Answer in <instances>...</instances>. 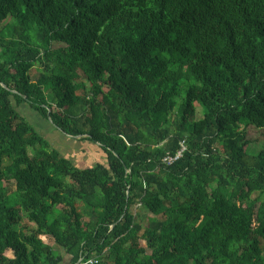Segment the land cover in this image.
I'll return each mask as SVG.
<instances>
[{
    "label": "trees",
    "instance_id": "1",
    "mask_svg": "<svg viewBox=\"0 0 264 264\" xmlns=\"http://www.w3.org/2000/svg\"><path fill=\"white\" fill-rule=\"evenodd\" d=\"M0 24V264H264V0H0Z\"/></svg>",
    "mask_w": 264,
    "mask_h": 264
},
{
    "label": "rangeland",
    "instance_id": "2",
    "mask_svg": "<svg viewBox=\"0 0 264 264\" xmlns=\"http://www.w3.org/2000/svg\"><path fill=\"white\" fill-rule=\"evenodd\" d=\"M3 25L4 24H0V29ZM33 72L35 71L33 70ZM13 104L15 103L13 102ZM15 109L25 119V121L49 143L50 147L54 148L65 158H67L75 168L83 169L92 167L96 164L105 163L106 157L99 149V146L89 142L81 141L80 139L69 138L62 135L49 123L41 119L38 114L23 104L17 106ZM196 117H200L199 112H197ZM258 133L249 130L247 137L248 139H252L254 141L261 139L264 132L262 131L259 134ZM2 188L3 191H6V194L9 197L10 205L15 206L17 203V198L14 196L16 188L15 184L13 182H2ZM133 212L135 213L138 211L134 209ZM149 217L150 216H147V218ZM44 242L48 244L46 240H44ZM141 245L144 246V242H141ZM5 255L7 257H11V253L9 251L6 252Z\"/></svg>",
    "mask_w": 264,
    "mask_h": 264
},
{
    "label": "built area",
    "instance_id": "3",
    "mask_svg": "<svg viewBox=\"0 0 264 264\" xmlns=\"http://www.w3.org/2000/svg\"><path fill=\"white\" fill-rule=\"evenodd\" d=\"M88 262H89V264H92V263H94V264H95V263H96V262H94V261H88Z\"/></svg>",
    "mask_w": 264,
    "mask_h": 264
},
{
    "label": "water",
    "instance_id": "4",
    "mask_svg": "<svg viewBox=\"0 0 264 264\" xmlns=\"http://www.w3.org/2000/svg\"><path fill=\"white\" fill-rule=\"evenodd\" d=\"M75 139H79V137H76Z\"/></svg>",
    "mask_w": 264,
    "mask_h": 264
}]
</instances>
